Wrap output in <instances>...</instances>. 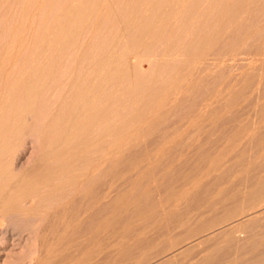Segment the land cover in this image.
Listing matches in <instances>:
<instances>
[{
    "label": "bare ground",
    "instance_id": "1",
    "mask_svg": "<svg viewBox=\"0 0 264 264\" xmlns=\"http://www.w3.org/2000/svg\"><path fill=\"white\" fill-rule=\"evenodd\" d=\"M157 208L190 240L155 264L264 216V0H0L1 228L33 264H115Z\"/></svg>",
    "mask_w": 264,
    "mask_h": 264
},
{
    "label": "rangeland",
    "instance_id": "2",
    "mask_svg": "<svg viewBox=\"0 0 264 264\" xmlns=\"http://www.w3.org/2000/svg\"><path fill=\"white\" fill-rule=\"evenodd\" d=\"M239 108H240V106H239ZM245 118H246V116L245 117L242 116L241 117V120L244 122L249 117H247L246 119ZM227 126H228V127H226V132L227 133H230V132H232L234 130L233 129V126H231V125H227ZM230 126H231V129H230ZM192 139H194V133L192 134ZM184 140H185V135H184ZM21 148L23 149V152H22V157L20 159L21 162L19 161L20 164H25V162H26V164L27 163H30L31 162L30 159L33 158V157L35 158L36 155H37L36 154L37 151H38V140H37V138H34L32 135L25 136L24 140L22 141V147ZM213 151H216L217 152L218 150H214L213 149ZM216 152H213V153H216ZM32 155H33V157H32ZM27 160H28V162H27ZM20 164H19V166H20ZM190 164L192 165V163H190ZM190 164L187 165V167H186L187 169H190V167H192ZM27 165H29V164H27ZM19 166H17V168ZM211 181L213 182V179L212 178H211V180L208 179V181H207V183L205 185L211 184L212 183ZM202 182L205 183L204 181H202ZM231 182H228L227 184L225 183V186L227 188H231L233 186V185H231V184H233V181H231ZM239 182H240V180H238L236 182L234 181L235 184H239ZM229 184H230L231 187L229 186ZM205 185H203V186H205ZM222 185H224V183ZM243 186L241 185V187H243ZM160 193L161 192L159 191L158 192L159 195H157V196H160V198H161L162 197L161 194L163 192L161 194ZM155 195H154L153 199H155V201L160 200V199H158L159 197H156ZM199 197L195 198V200L194 199H191V200L190 199H187V200L185 199L181 203L182 209L183 210L185 209L186 210L185 212L188 211L187 213L190 214V217H192V219H196L200 215H203V214H204L203 215L204 216V219H209V218L213 217L212 216L213 214L215 216L220 215V213L222 214L223 208L221 206H217V208L219 207L218 208L219 211H218V209H216L217 210V213H216V210L214 211L215 213H212V212L210 213L207 210H204V208L201 207V206H203V205H201V204H203V202H202V200H200ZM192 200H194V203L193 204H195V203L198 204V203L201 202L200 205H199L200 208L196 204L195 205L198 208H195L196 207L195 205L194 206H191L192 203H190V202ZM197 201H199V202H197ZM168 202L169 203L165 206V208H164L163 211H166V210H169L170 209V208L169 209L166 208L170 204V201H168ZM185 204H186V206H185ZM187 205H188V207H187ZM183 206L185 208H183ZM221 208H222V210H221ZM256 209L257 208H252L250 212H253ZM159 210H161V208H159L158 210H156V213L157 214L155 215V217H152L147 222H145L146 226H145L144 223H143L144 225L142 224V221H141L140 218H139V220H137L138 219L137 217L134 218V220H136V221H134V220L132 221V222H134L133 225L134 226L135 225L136 226L137 225L138 226L141 225V226H139V227L137 226V227L140 229L139 232H141V231L143 232L142 235H141V238L145 239L146 241H143L142 244H140V247L139 248L137 247V249H136L137 251H134L135 254L133 252V256H135V257H132V255H131V256L127 257L128 259L125 258V259H122V261L120 260L121 262H119V260H115V262H116L115 264H117V262H119V264H121L123 262H124L123 264H147L149 262H150L149 264H151L153 262L158 263L163 258L167 257L168 256L167 254H169V253H171L173 251V249L169 251V248H168L169 245H170V249L173 248V247H174V249H176L175 247H177V245H179V244L181 245L183 242H185V240H190V238H188V237L187 238H184L185 236H184L183 230L181 231V229L179 230V228H177V229L174 228V229H171V230L170 229H167L168 230L167 231L166 228H165V226L168 227L166 224H169L168 216H167V214H165V217H164V215H163L164 212L162 210L160 212ZM194 210H196V211H194ZM206 215L208 216V218H206L207 217ZM262 216L263 215H260L259 217H252L250 219V221L247 222L248 224L245 223V226L246 227H248V226H249V228L251 227L250 230L246 229V227H245V229H240L239 231L233 233L231 235V238H230L231 239L230 243H227L226 244V243H224L225 242L224 241L225 238H220V240L218 239L217 241H213L214 243L216 242V244H214L213 242H212L213 243L212 245H210L211 243L206 244V245H202V244L201 245H198L197 244L198 246L194 245V247L192 249L191 248H188V252L189 253H187L186 250H183L184 252L181 251V254L179 256H176L174 258H171L170 260L168 259V261L163 262L161 264H199L203 259H204V262H205V260H207V263L208 264H264V257H262V256H264V216L263 217ZM140 217H141V215H140ZM160 218H161V220H160ZM152 219H154V220H152ZM150 220H151V222L154 221V223L151 224ZM157 220H158V222H157ZM163 222H165V223H163ZM155 223H158V224H155ZM160 223H162L161 226H160ZM163 224H165V226H164V229L165 230L163 229V226H162ZM149 225H150V227H148ZM227 225H228L227 222H222L217 227L220 226L221 227L220 228V231L225 232L226 231L225 228L227 227ZM152 226H154V227H152ZM157 226L159 228H157ZM140 227H142L143 229L140 228ZM0 228H1V226H0ZM12 232L13 231L8 230L6 227L4 228V230H3V227L0 229V264H31V263L33 264V262H34L33 261L34 260V255L31 254L33 250H28V249H30V246H32L31 243H30L31 242V240H30L31 235H29L30 233L28 232L29 233L28 234L27 232H25L26 234H23L21 236V239H20V242L21 243L20 242L18 243V241L16 242V237H15L17 235L15 234V232L14 233H12ZM181 232H182V234H183L184 237L183 236L180 237V235H182ZM8 233H9L10 236L8 235ZM178 235H179V237H178ZM28 236H29V238H28ZM147 236H148V238H147ZM170 238H171V240H172V238L175 239L174 241L172 240V243L173 244L171 243ZM178 238H179V240L182 243L178 240ZM10 239H12V241ZM147 240H148V242H147ZM232 241L234 242V244H231ZM169 242L171 244L168 245ZM15 243L17 245H15ZM146 245H148V246H146ZM227 247H229V248H227ZM86 249L87 250L93 249V244H89L86 247ZM216 249H218L219 251L217 250V252H216ZM245 249H247V250H245ZM112 250H114L113 247L103 249L100 254H97V255H95V257L92 258L93 260L90 261V264H95V263L97 264L98 261L99 262H103L102 260L105 257V255L110 254V252ZM139 250L141 251V253H140ZM162 250H164V251H162ZM165 251H166L167 254H165ZM167 251H169V253ZM150 252H152V253H150ZM218 252H220V253H218ZM139 254H142V255L140 256ZM209 254H211L212 256L209 255ZM213 254H215L214 255L215 257L213 256ZM136 255H137V257H136ZM145 255H146V257H144ZM164 255H166V256H164ZM259 255H260V258H259ZM21 256H22V258H21ZM23 256H25L27 258L23 259ZM209 256H211V258H209ZM18 257L21 258V260H20V258L18 259V260H20V262L17 260ZM157 257H160V260ZM152 258H154L155 260L152 259ZM144 259H145V261H143ZM150 259H152V260H150ZM213 259H215V260H213ZM156 261H158V262H156ZM155 263H153V264H155ZM69 264H77V263H69ZM78 264H80V263H78ZM83 264H85V263H83ZM203 264H205V263H203Z\"/></svg>",
    "mask_w": 264,
    "mask_h": 264
}]
</instances>
